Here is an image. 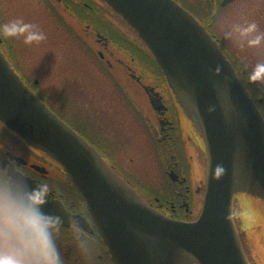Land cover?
Here are the masks:
<instances>
[{
    "label": "flooded vegetation",
    "instance_id": "1",
    "mask_svg": "<svg viewBox=\"0 0 264 264\" xmlns=\"http://www.w3.org/2000/svg\"><path fill=\"white\" fill-rule=\"evenodd\" d=\"M174 1L199 21L223 51L214 25L202 24L189 9L209 1L217 12L222 0ZM21 8H28L27 15L19 14ZM17 16L46 33L45 40L31 45L19 37H0V52L25 87L92 147L150 209L171 221H196L206 186L205 145L138 34L101 0H0V23ZM53 38L60 43L62 38L71 50L79 45L86 67L107 78H78L80 71L85 76L92 72L79 69L69 56L71 50L69 62L64 63L62 51L50 44ZM0 156L12 160L30 179L50 185L43 208L60 218L56 240L65 264H115L85 198L61 166L1 122ZM245 196L246 202L264 210L262 200ZM254 212L264 221L263 212ZM255 213L248 215V222L258 220ZM81 241H86L84 246ZM263 246L262 238L260 251L253 248L259 259L249 256L243 246L248 264H264Z\"/></svg>",
    "mask_w": 264,
    "mask_h": 264
},
{
    "label": "water",
    "instance_id": "2",
    "mask_svg": "<svg viewBox=\"0 0 264 264\" xmlns=\"http://www.w3.org/2000/svg\"><path fill=\"white\" fill-rule=\"evenodd\" d=\"M138 34L207 154L192 223L150 209L100 155L50 113L0 53V122L60 165L85 198L115 264H248L232 202H264V120L206 29L174 0H101ZM235 0H222L225 7Z\"/></svg>",
    "mask_w": 264,
    "mask_h": 264
},
{
    "label": "clouds",
    "instance_id": "3",
    "mask_svg": "<svg viewBox=\"0 0 264 264\" xmlns=\"http://www.w3.org/2000/svg\"><path fill=\"white\" fill-rule=\"evenodd\" d=\"M220 30L226 40H246L251 48L264 45V31L255 20L224 21ZM0 37H19L31 45L45 40L46 33L17 16L0 23ZM250 78L264 79V61L255 63ZM51 191L48 183L30 179L12 160L0 156V264H65L56 240L60 218L43 208Z\"/></svg>",
    "mask_w": 264,
    "mask_h": 264
},
{
    "label": "rangeland",
    "instance_id": "4",
    "mask_svg": "<svg viewBox=\"0 0 264 264\" xmlns=\"http://www.w3.org/2000/svg\"><path fill=\"white\" fill-rule=\"evenodd\" d=\"M27 11L28 8H21L19 14L23 16L27 15ZM217 17L218 18L214 22L213 29L217 36L221 39L223 48H225L230 54H233L234 57H231L232 60L238 62L240 65H244L252 73L255 63L257 61H264V45L257 48H251L248 47L246 40H240L239 38L234 39L233 41L226 40L223 38L220 25L224 21H242L244 19H249L255 20L259 26V30L264 31V0H236L234 3L222 9L220 13L218 12ZM48 34H52V28L48 30ZM54 38L51 39L50 44L52 43L53 46L56 45L57 49L62 51L64 63L69 62L68 58L70 56L79 64V69L87 68V62L81 59L83 50L79 45L76 44L71 50L69 44V46L63 44V41L61 40L62 38L59 40L62 44L58 42L57 38ZM70 50L72 52L69 55ZM87 70L90 71L88 68ZM90 72L92 73L89 75L86 74L87 76H85L80 71L78 78H89L88 76H93V79L98 80H105V78H107L106 75H103L102 73L99 74L98 71L95 73L93 71ZM110 73L111 75H114L115 70L112 69ZM258 81L264 86V79ZM162 185L163 183H161V186ZM256 209H259L264 213V210L260 205L246 202V196L244 194H238L235 196L233 218L238 234L240 235L242 246L247 248L249 256H254L259 259L260 254L256 253L253 248L258 249V252L260 251L259 248L262 238L264 239V221H259L262 217L260 213L257 214L254 212ZM252 212L256 214V219H258L253 222H257L259 226H253V222H248L250 220L248 215L251 213V216H253ZM262 248H264V246L261 247V249Z\"/></svg>",
    "mask_w": 264,
    "mask_h": 264
},
{
    "label": "trees",
    "instance_id": "5",
    "mask_svg": "<svg viewBox=\"0 0 264 264\" xmlns=\"http://www.w3.org/2000/svg\"><path fill=\"white\" fill-rule=\"evenodd\" d=\"M192 13L201 21L202 24H211V28L214 25V22L217 20L216 17H212L214 13L215 7L209 1L206 6L203 7H191L189 8ZM224 9V8H223ZM222 9L219 8L218 12L220 13ZM218 14V13H217ZM228 58L234 57L233 54H230L225 48H223ZM234 67L237 70L239 78L245 84L250 96L255 100L259 101L257 103V108L260 111L263 119H264V86L258 80H252L250 78L251 72L244 65H240L238 62L233 60Z\"/></svg>",
    "mask_w": 264,
    "mask_h": 264
}]
</instances>
